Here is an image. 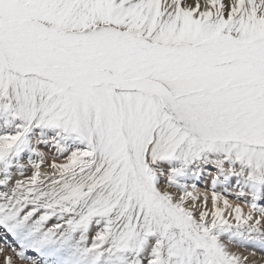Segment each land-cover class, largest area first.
<instances>
[{"label": "snow or ice", "instance_id": "6c2138e0", "mask_svg": "<svg viewBox=\"0 0 264 264\" xmlns=\"http://www.w3.org/2000/svg\"><path fill=\"white\" fill-rule=\"evenodd\" d=\"M0 241L264 264V0H0Z\"/></svg>", "mask_w": 264, "mask_h": 264}, {"label": "rangeland", "instance_id": "374dc122", "mask_svg": "<svg viewBox=\"0 0 264 264\" xmlns=\"http://www.w3.org/2000/svg\"><path fill=\"white\" fill-rule=\"evenodd\" d=\"M51 155H52V153H49V157H51ZM50 162V159H49V161H48V163ZM58 163H63L64 161H63V159H60V160H58L57 161ZM50 171V169H48L47 167H45V168H42V172H46V171ZM29 175H31V172H29L28 173ZM199 187L202 189V190H209V192H210V184L207 182V181H205L204 183H201L200 185H199ZM229 199L230 200H232L233 199V197H229ZM245 211H247V209H245ZM0 246H3V241H0ZM257 251V257H256V260L259 262L260 260H261V257L262 256H264V253H261L259 250H256ZM8 255H14L13 253H11L10 251L8 252ZM0 260H2V257H0ZM17 264H20V262L19 261H17Z\"/></svg>", "mask_w": 264, "mask_h": 264}, {"label": "bare ground", "instance_id": "6f19581e", "mask_svg": "<svg viewBox=\"0 0 264 264\" xmlns=\"http://www.w3.org/2000/svg\"><path fill=\"white\" fill-rule=\"evenodd\" d=\"M50 162H51V160H50ZM50 162H49V163H50ZM48 171H49V170H48Z\"/></svg>", "mask_w": 264, "mask_h": 264}]
</instances>
